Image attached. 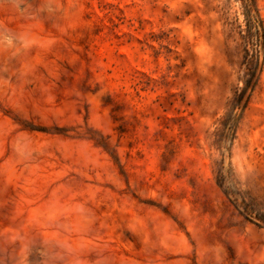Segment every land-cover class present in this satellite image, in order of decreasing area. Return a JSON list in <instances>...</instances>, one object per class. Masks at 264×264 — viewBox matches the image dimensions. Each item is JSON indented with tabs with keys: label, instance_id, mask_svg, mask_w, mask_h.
Returning a JSON list of instances; mask_svg holds the SVG:
<instances>
[{
	"label": "rangeland",
	"instance_id": "rangeland-1",
	"mask_svg": "<svg viewBox=\"0 0 264 264\" xmlns=\"http://www.w3.org/2000/svg\"><path fill=\"white\" fill-rule=\"evenodd\" d=\"M263 64L240 0H0V264H264Z\"/></svg>",
	"mask_w": 264,
	"mask_h": 264
},
{
	"label": "trees",
	"instance_id": "trees-1",
	"mask_svg": "<svg viewBox=\"0 0 264 264\" xmlns=\"http://www.w3.org/2000/svg\"><path fill=\"white\" fill-rule=\"evenodd\" d=\"M243 8V15L245 21V27L247 35L249 36L252 42H261V47L264 52V24L262 18L260 16L259 10L256 5L255 0H240ZM253 61V60H252ZM250 62V67H253V72L250 77L244 80V87L242 88L239 97L233 103H231L230 107L225 113L224 119L221 122V127L216 132L217 140L220 143L227 142L230 146L232 143L233 137L235 135V130L237 128V124L239 121V116H236L235 111L239 107L240 98L245 94L249 87L252 89L256 85L257 78L255 76V71L258 67V63ZM264 65V64H263ZM255 80L252 82V80ZM255 219L257 222L255 223L258 226L264 225V214H256Z\"/></svg>",
	"mask_w": 264,
	"mask_h": 264
}]
</instances>
